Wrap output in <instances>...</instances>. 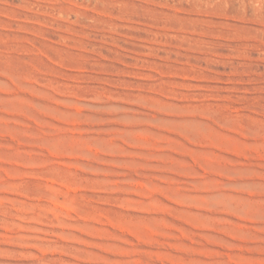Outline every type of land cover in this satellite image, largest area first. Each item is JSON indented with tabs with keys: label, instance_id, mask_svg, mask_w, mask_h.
I'll return each mask as SVG.
<instances>
[{
	"label": "rangeland",
	"instance_id": "rangeland-1",
	"mask_svg": "<svg viewBox=\"0 0 264 264\" xmlns=\"http://www.w3.org/2000/svg\"><path fill=\"white\" fill-rule=\"evenodd\" d=\"M0 264H264V0H0Z\"/></svg>",
	"mask_w": 264,
	"mask_h": 264
}]
</instances>
